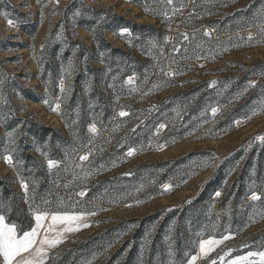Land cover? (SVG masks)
Returning a JSON list of instances; mask_svg holds the SVG:
<instances>
[{"label":"rangeland","instance_id":"rangeland-1","mask_svg":"<svg viewBox=\"0 0 264 264\" xmlns=\"http://www.w3.org/2000/svg\"><path fill=\"white\" fill-rule=\"evenodd\" d=\"M154 5L158 6L150 8L145 4L146 10L158 12L156 14L161 20L159 25L163 28V33L169 35V39L165 41L164 37L161 43L169 45L176 30L175 23H179L180 19H173L175 21L169 23V11L173 4L169 5L167 0H156ZM204 8L216 13L211 20L232 17L236 12L249 10L251 11L249 20L241 21L242 25L251 27L231 34L235 40L213 64H208L204 60L188 64L176 63L175 66L167 64L165 71H161L160 65L154 66V76L168 80H173L175 75L167 76L164 73L174 72V68H178L176 79H182V83L158 96L145 97L147 94L141 93L140 100L129 102L131 104L128 107L135 105L137 107L131 121L111 122L108 128L109 137L102 136L97 143L103 150L129 138L131 134H134V139L144 135V139L147 140L145 149L135 150L132 156L127 155L131 148L128 149L118 161L120 165L118 168L100 176L90 174L89 159L80 161L79 157L84 155L80 153L66 173V179L59 182L60 188H66L65 185H68L67 188L86 189L81 191L85 196L92 187L116 176L119 179L115 185L108 183L103 185V188L107 190L117 187L122 190L123 196H119L120 198L108 205L82 203L84 196H79L78 202L60 204L58 208L61 207L63 211L96 214L87 216L89 227H82L79 231L66 234L64 242L49 252L45 264L60 262L88 264L89 261L91 264H108L119 250L121 252L111 264H188L194 255L198 256L195 264H211L212 260H216L217 264H228L235 257L247 255L250 251L264 252V201L260 203L259 200H251V195L253 192L257 193V188H264V159L261 162L257 158L252 159L248 162L249 168L246 167L245 156L234 159L227 168H223L222 165L247 144H260L263 141L257 137H264V111L251 115L239 124L236 123L231 131L217 133L207 132L220 114L218 108L215 116L210 109L207 113L209 123L202 127L201 133L195 135L193 133L188 138L178 140L164 139V135L171 129L178 134L187 127L184 117L187 116L189 109L191 110V105L164 109L161 104L168 97L193 90L200 82L238 78L243 71L264 65V34H261L253 20L254 14L264 8L262 1L214 0ZM190 12L183 17L190 16ZM111 15L139 25L151 26L157 23L156 19L144 14L133 0H0V119H2L0 122L4 121L3 125L6 126L11 120L26 119L62 133L64 127L60 119V98H53L47 85L40 81L39 65L43 59H48L47 56L54 50L50 62L56 75L55 87L64 90L67 82L72 81L74 77L73 54L63 62L65 53L68 49L76 51L78 44L94 50L92 36L100 30L113 47L126 51L138 61L153 63L151 59H144L140 55L142 47H134L133 41L127 37V32L122 33L120 30L117 34H112L103 28L102 20ZM8 19L13 20L12 26L7 23ZM93 21L95 23L91 27L92 35H89L81 25ZM109 24L113 25L110 21ZM205 32L213 37L212 30L206 29ZM249 35H252L253 39L249 40ZM158 52L160 56L163 54L161 49ZM103 67L100 58L91 63L92 69L98 70ZM181 70L186 72L181 75ZM262 77L261 83H264V71ZM261 83L255 77L250 79L247 83L248 88L241 97L239 99L236 98L237 95L234 97L236 99L231 103V108L258 92L260 87L257 86ZM252 84L255 86H250ZM27 91H30V94H26ZM28 96L33 99L26 98ZM142 101L145 103L140 104ZM56 105H59V109L53 111ZM263 105V101L259 102L260 107ZM115 115L119 119L129 117V113L123 117L119 116V112ZM158 115L166 118L170 128L165 123L159 124L153 120ZM197 117L203 118V111H199ZM161 124L165 125L163 129L159 128ZM16 126L14 130L8 131H2L0 128V178L7 181L13 192L25 197L15 168L4 161V156L10 153L7 149H11L18 142L16 133L20 121ZM160 145H163L162 149ZM203 151L208 155L199 157L198 153ZM194 153L197 154L189 159V165L198 163L201 166L185 174L183 176L186 177L185 180L178 187L174 188L170 183H164L159 185L154 194L139 196L153 189L160 177L169 170L170 167H159L162 163L178 161ZM258 163L262 165L260 176L255 170ZM214 176L219 178L220 188L213 193L210 201L204 204V209L199 214L185 218L179 213L171 222L164 225L170 208L185 209L188 202L202 193L207 181ZM124 178L135 181L133 184L127 183ZM165 185H169L170 189L166 191ZM217 192H220L219 197L215 195ZM225 198L244 199V203L235 208L228 203L220 207ZM24 201L25 199H19L17 202V208L23 211L21 213L23 217L19 218L20 234L23 231H30L35 224L28 204ZM54 208H57V205ZM49 211L55 212L53 209ZM9 213V211L2 213L6 217V223H12L8 218ZM156 213L157 217L150 219V216ZM225 236L230 238L225 240L223 239ZM181 239L183 244L179 245ZM209 239L223 242L215 245L208 256L200 257V242ZM152 249L155 250L153 257ZM133 252V258L128 262L127 258ZM226 252H229V255L225 256ZM221 256H224L223 261L220 260Z\"/></svg>","mask_w":264,"mask_h":264},{"label":"trees","instance_id":"trees-1","mask_svg":"<svg viewBox=\"0 0 264 264\" xmlns=\"http://www.w3.org/2000/svg\"><path fill=\"white\" fill-rule=\"evenodd\" d=\"M212 1L214 0L173 1L169 11V23H173L175 21L173 19L176 18L180 19V21L175 23L176 30L173 32V39L169 45L161 43L162 38L165 37V41H167L169 35L168 33L164 34L163 28L159 25L161 20L157 15L158 12L156 14L153 10L147 11L145 7V4L150 8L157 7L158 5H154L156 0H133L134 4L144 14L157 20L154 25H139L116 15L106 16L102 20L103 28L112 34H117L118 31L127 29V37L133 41L134 47H142L140 55L144 59L154 61L151 64L138 61L133 55L110 45L102 30L92 36L94 50L78 44L76 51L72 52L68 49L67 53H65L63 62L66 61L65 59L70 54H73L72 71L74 72V77L72 81L67 82L64 90L61 91L55 87L56 75L52 71L53 67L50 62L54 50L47 56L48 59L41 61L39 79L44 85H47L53 98H60V119L64 131L62 133L56 132L51 127L41 126L26 119L7 121L6 126L3 125L4 121L0 122L1 130L8 131L17 128L16 123L20 121V126H18L19 129L16 133L18 142L11 149H7V151L13 157L14 168L19 178H23L29 185L28 195L30 197L34 196L37 205L42 209L63 211L61 207L58 208L60 204H63L59 202L74 203L80 200L77 193L86 191V189L60 188L59 183L66 179V173L70 170L80 153H92L88 160L89 172L93 176H100L118 168L120 166L118 161L128 149L131 148L136 151L145 149L147 140L144 139V135L134 139V134H131L129 138L103 150L102 146H98L97 143L100 137L110 135L108 128L111 122L126 123L131 121L137 107L136 105L128 107L131 104L129 102L140 100L141 93L147 94L145 97L158 96L182 83V79H176L178 78V68H174L176 74L173 80L154 76V66L156 64L160 65L163 71L166 70L167 64L175 66L176 63H196L199 60L213 64L219 60L225 48L235 40L231 34H236V32L244 31L251 27L242 25L241 21L245 19L247 22L249 20L248 18L251 15L249 10L236 12L232 17L211 20V18L216 16V13L207 11L204 7L211 4ZM260 1L264 5V0H257V2ZM189 11H191L190 16L183 17ZM109 21L113 25H110ZM94 23L95 21L81 25L82 29L92 35L91 27ZM206 29L212 30L213 37L204 35ZM185 36L188 39H185ZM160 46L161 48H159ZM160 49L161 53H163L161 56L158 52ZM170 51H175V53ZM98 58H100V62L104 67L98 70L92 69V61ZM263 71L264 65H260L243 71L241 77L200 82V85L193 90L168 97L161 104L164 109L173 107L184 108L191 105V110L189 109L187 116L184 117L187 127L178 134H175L174 130L171 129L164 135V139L172 138L173 140H178L188 138L193 133L194 135L201 133L202 127L209 123L207 113L212 108H218L220 114L207 129V132L215 131L217 133L231 131L237 121L242 122L250 118L253 113L263 112L264 105L262 107L259 106V102H264V83H261ZM183 72L185 73L186 71L181 70L180 74L182 75ZM129 77L134 78L132 84L126 83ZM253 77L257 78L259 83H261L260 86H257L260 87V90L255 92L249 99L231 108V103L236 98L239 99L241 97V94L248 88L247 83ZM232 80L235 82L233 83ZM213 81L216 82L214 85ZM210 84H212L211 87H209ZM26 94H30V91H27ZM236 95L237 97L234 99ZM26 98L33 99L30 96ZM143 103L145 102L142 101L140 104ZM120 111H127L129 117L119 119L115 113ZM199 111L204 113V117L201 119L197 117ZM153 120L159 124L165 123L170 128L166 118L163 119L160 115L156 116V118L154 117ZM92 124L96 125V134L89 132V127ZM106 139L108 140L109 138ZM27 140H29L28 143L26 142ZM195 154L197 153L189 154L178 161L162 163L159 167H170L169 170L160 177L153 189L149 190L147 194L139 196L154 194L158 190L159 185L164 183H170L174 188L178 187L185 180L186 177H183L185 174L200 168L201 165L198 163H194V165H189L188 163L189 159L194 157ZM204 155H208L207 152L198 153L199 157ZM240 156L246 157L247 168H249L248 162L252 159L257 158L261 162L264 159V140L260 144H247L245 148L228 158L222 164L223 168H227L229 163ZM49 159L56 161L58 165L49 169L47 165ZM261 166L259 163L255 166L256 174L259 176L262 169ZM92 171L94 173H91ZM132 174L135 175V173ZM118 179L113 176L102 182V184L92 187L83 197L84 202L82 203L111 204L114 200L120 198L119 196H123L122 190L117 187L106 190L103 185L108 183L115 185ZM124 181L133 184L135 179L124 178ZM218 181L219 178H215V176L208 180L203 192L194 196L185 209L170 208L164 225L171 222L179 213L185 218L199 214L204 209V204L210 201L213 193L220 188ZM33 189L35 190L34 193ZM256 191L261 195L260 203L263 202L264 188L259 187ZM19 199L24 200V195H17L10 189L7 181L0 178V213L9 211V220L18 226L21 225L19 218L23 217L21 216L23 211L17 208ZM44 201H48V203L45 204ZM221 203L220 207L228 203L232 208H235L237 205L244 203V199L225 198ZM56 205L57 208H54ZM157 215L158 213L151 215L150 219H155ZM178 244H183L182 239ZM120 252L121 250L115 253L108 264H111ZM151 253V257H153L155 250L152 249ZM133 254L134 252L130 253L127 258L128 262L133 258Z\"/></svg>","mask_w":264,"mask_h":264},{"label":"snow or ice","instance_id":"snow-or-ice-1","mask_svg":"<svg viewBox=\"0 0 264 264\" xmlns=\"http://www.w3.org/2000/svg\"><path fill=\"white\" fill-rule=\"evenodd\" d=\"M169 5L173 4V0H167ZM175 11V9H174ZM165 15H167L165 13ZM253 20L255 21V26L259 27L261 34H264V8H261L254 14ZM7 23L12 26L14 24L12 19H8ZM123 32H127V29H124ZM205 36H208L209 33L205 32ZM185 39H188L185 36ZM249 40L253 39L252 35H249ZM163 71V69L161 70ZM167 76L175 75V72H165ZM133 77H129L127 80L128 84H132ZM213 84L216 82L213 81ZM212 84L209 85L211 87ZM254 87L255 85H250ZM63 90V89H62ZM47 103V101H46ZM59 109V105H56L53 108V111H57ZM212 114L215 116L217 109H211ZM256 114V113H253ZM128 115L125 111H120L119 116L123 117ZM236 123H240L237 121ZM165 127L164 124L159 126L160 129ZM89 132L92 134H96L97 128L95 124L90 125ZM259 140H264V137H257ZM161 149L163 145L159 146ZM135 149H130L127 153L128 156H132ZM91 152H88L79 157L80 161H87ZM4 161L6 164L15 167L13 157L9 153L4 156ZM56 166V161L49 159L48 167L52 169ZM77 167H81V165H77ZM21 188L25 192V203L28 204L29 211L32 215V219L35 221L34 226L31 227L30 231H23L20 234L18 225L15 223H6V217L3 214H0V261L2 264H45L46 259L49 256V252L56 248L58 245L62 244L66 239V234L79 231L82 227H89L87 223V216L95 215V212H89L87 214L75 213L71 211H49L47 209H42L39 205L36 204L34 196L30 197L28 195L29 185L24 181L23 178H20ZM67 188L68 185H65ZM165 190H169L170 186L165 185ZM139 190V189H138ZM35 190L33 189V193ZM84 192H79L77 195L84 196ZM217 197L220 196V192L215 194ZM251 199L253 201L260 200L261 197L253 192L251 195ZM45 204L48 201H44ZM61 203H63L61 201ZM230 237L225 236L223 239H229ZM223 241L218 240H201L200 242V257H206L208 254L213 251L214 246L222 243ZM143 253V248H142ZM231 250H229L230 252ZM229 252H226L224 255H229ZM171 256L172 253L170 252ZM258 258V259H256ZM198 256H192L188 261V264H195ZM220 260H224V256L220 257ZM88 264H91L89 261ZM211 264H217L216 260H212ZM228 264H264V252H248L247 255H241L235 257V259L230 260Z\"/></svg>","mask_w":264,"mask_h":264},{"label":"bare ground","instance_id":"bare-ground-1","mask_svg":"<svg viewBox=\"0 0 264 264\" xmlns=\"http://www.w3.org/2000/svg\"><path fill=\"white\" fill-rule=\"evenodd\" d=\"M123 33V30L121 31ZM252 200V199H251Z\"/></svg>","mask_w":264,"mask_h":264}]
</instances>
